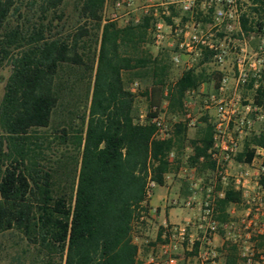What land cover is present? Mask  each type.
Segmentation results:
<instances>
[{
	"label": "trees",
	"instance_id": "obj_1",
	"mask_svg": "<svg viewBox=\"0 0 264 264\" xmlns=\"http://www.w3.org/2000/svg\"><path fill=\"white\" fill-rule=\"evenodd\" d=\"M253 1L259 20L250 24L247 14L241 18L248 37L264 24V0ZM106 2L76 0L86 23L64 36L54 32V20H62L65 0H0V71L10 68L1 77L0 254L11 255V264H150L138 259L133 235L136 224L149 216V181L165 185L170 153L180 154L186 145L189 166L213 177L211 123L200 125L191 138L186 122L179 120L172 136L161 140L152 119L164 112L165 99L170 115L184 114L187 92L211 79L217 86L221 74L194 68L169 83L170 55L149 48L152 16L125 26L103 24ZM90 23L98 31L93 35L86 28ZM92 43L98 46L94 53ZM209 60L206 53L202 62ZM133 82L148 84L142 92L148 101L144 121L138 95L129 88ZM82 95L89 101L87 113L67 109L65 126L47 145L57 143L68 152L58 161L47 157L37 130L50 126L58 107H74ZM257 103H264L261 92ZM252 145H264V138H248L239 159H253ZM242 199L241 192L225 187L217 219L227 221L229 207ZM237 261V249L230 246L226 264Z\"/></svg>",
	"mask_w": 264,
	"mask_h": 264
},
{
	"label": "built area",
	"instance_id": "obj_2",
	"mask_svg": "<svg viewBox=\"0 0 264 264\" xmlns=\"http://www.w3.org/2000/svg\"><path fill=\"white\" fill-rule=\"evenodd\" d=\"M112 1L116 12L110 21L118 18L120 10L127 11L126 14L134 11L133 0ZM249 6L258 7L253 0H150L140 8L143 15L153 18L152 38L156 47L170 38L164 33V29L169 28L174 38L171 45L175 48L172 53L175 65L184 63V70L197 69L196 64L208 53L210 60L207 63L218 66L221 74L213 91H204L207 83L202 82L198 89L187 92L183 100V121L188 128L207 123L213 125L214 142L208 152L214 164L211 187L215 188L219 182L223 189L218 194L211 188L207 190L199 201L200 212L195 218L183 224H164L162 241L153 247L156 255H152L147 263L226 264L228 248L234 246L238 252L237 264H264V145L251 146L254 150L251 161L239 159L248 138H264V103H257L260 92L264 102V24L260 33L252 32L249 37L245 34L241 18L244 14L248 16ZM205 19L210 20L206 25ZM230 54H234L233 66L225 70ZM137 85L131 87L133 93H136ZM244 88L252 92V98L241 95ZM196 92L205 96L198 114L194 115L191 102ZM145 118L146 112L141 111V121ZM152 123L156 126L157 139L172 136L173 130L165 122L164 113L153 118ZM257 124L261 126L259 133L256 132ZM173 157L174 152H171L169 160ZM190 169L187 178L192 195L185 206L192 209L198 190L203 191L204 185ZM170 180L171 175L166 174L165 181ZM156 185L149 181L148 200ZM228 185L242 193L239 205L244 211L234 218L238 204H232L228 209L230 218L221 222L217 219L216 202L223 198L224 188Z\"/></svg>",
	"mask_w": 264,
	"mask_h": 264
},
{
	"label": "rangeland",
	"instance_id": "obj_3",
	"mask_svg": "<svg viewBox=\"0 0 264 264\" xmlns=\"http://www.w3.org/2000/svg\"><path fill=\"white\" fill-rule=\"evenodd\" d=\"M134 1V11H132L129 14H126L127 11L125 10H120L118 12V18L115 20L119 26H125L126 24H128L131 21H135L137 19L140 20V18L143 16V13L141 11V7L145 6L147 4H149L150 0H133ZM61 11L63 12V16H62V20H58L55 19L54 23L58 24V27L56 28V30H54V32L56 31H61L62 35L67 36L68 34H71L75 31H77V28L81 25L86 23V21L84 19H80L79 18V13L76 9V0H65V3L61 9ZM61 11H59L58 13H60ZM114 12H116L114 10V6H113V1L110 0L109 2H106V5L104 7V11H103V24L105 22H107L108 20L110 21V19L112 18V15L114 14ZM264 12V10H263ZM126 14V15H125ZM51 17L53 16V14L50 15ZM264 16V13H263ZM177 17L180 18L179 15H177ZM178 18V20H180ZM185 19H182L181 22H184ZM257 20V15L255 14L254 16V21L256 22ZM210 20L205 19L204 20V24H208ZM136 22V21H135ZM86 28L89 29V33L90 34H95L97 33V29L95 27V25L93 23L87 24ZM164 33L170 37L168 40H166L160 47H156L153 43V38L151 40V43L149 44V48L151 50V52L153 54H158L160 52H167L170 55V63H171V75H170V81L169 83H174L180 76L181 74L184 72V63H181L179 65H175L172 61V53L173 51H175V48L172 47V43L174 42V38L172 37V35H170V30L169 28H165L164 29ZM153 33V32H152ZM152 37V34H151ZM85 39L87 40L88 37H85ZM171 45V46H170ZM91 51L92 53H94L98 46L95 43H92L91 46ZM83 50H81L80 52H82ZM87 51V50H86ZM234 54H230L224 68H226L225 70H229L232 68L233 66V59ZM196 68L197 70H205V73L207 75H211L214 72H219L218 71V66L214 65V64H209V63H203L198 62L196 64ZM10 74V68L9 67H5L2 71H0V101L2 100L3 97V93H4V85L5 83L2 81L1 77H7ZM217 78V77H216ZM217 80V79H215ZM207 83V89H204V91H213L214 87L216 86V81L214 80H207L204 81ZM137 83V87H136V94L138 95L137 97V106L139 108L140 111L146 112L148 109V101L147 99L142 95V92H144L145 88L147 87V83L146 82H133L130 84L129 88L131 89V87ZM83 95L85 92V88H81L80 91ZM167 93V91H166ZM82 95V96H83ZM241 95L244 98H252V92H250L247 88H244L243 91L241 92ZM205 94L200 93V92H196L193 95L192 98V102H191V109L194 113V115L198 114V110L201 106L202 100L204 99ZM86 96H83L81 101L78 102L76 100V106L73 107L72 106H67V107H58L56 112L53 114L52 116V120H51V124L49 127L47 128H40L37 130V136L39 139V143H42V147L44 148V152L45 154H47V157H51L53 160H60V158L62 157L63 154H66L68 152V149H65L64 146H59L57 143H52L50 144V148H47V145L49 144V142H52L53 137L55 135H58L61 128L64 125L63 121L64 120H68V116H70L68 114V110L67 109H74V111L76 110L78 112V114H83L84 112L87 113V108L89 107V101H87V99L85 98ZM72 99H76V98H72ZM163 108H164V118H165V122L168 124V127L171 128V130H173V126L175 124V122H178L179 120L183 121L184 119V114L182 115H170L168 113V100L165 99L163 101ZM184 110V108H183ZM77 122H80V119H76ZM200 125H197L193 128H189L188 130V135L189 137H194L199 129ZM256 132L259 133L261 131V126L260 124L256 125ZM43 137H47V139L43 140ZM252 137H256V136H252ZM54 141V140H53ZM174 152V157L171 160L172 163V170L169 173L171 175V180L169 182H167V184H170V188L172 190H170V195L167 196L166 202L165 204L168 206L167 209H175V211L177 212V214L180 216L181 220L179 222V224H183L185 222H187L189 219L195 218L196 216H198L199 212H200V208H199V201L202 200L205 195L208 193L207 190H209V188H211V191L214 194H218L222 191V189H218L219 185H221V183H217V185L215 186V188H212V179L213 177L210 176L209 172H205L202 175H200L198 173L197 168L195 167H190L188 164V156L190 155L191 149L188 145H186V148L182 151V153H177L176 151ZM190 168H192V172L196 175L197 178H201L202 179V184L204 185V189L203 191H199L197 193V200H196V205H194V207L191 208H187L185 206V202L187 201V199L189 197H191V190H190V184L187 178V173H190ZM176 186L175 189H173V187ZM221 188H223V185L221 186ZM219 199V198H218ZM217 199V200H218ZM217 205V202H216ZM230 208V207H229ZM244 208L241 205L236 206V213L234 215V218L239 217L243 214ZM18 240V239H17ZM11 255H9L8 253H3L0 254V264H11ZM12 264H16L14 262H12Z\"/></svg>",
	"mask_w": 264,
	"mask_h": 264
},
{
	"label": "crops",
	"instance_id": "obj_4",
	"mask_svg": "<svg viewBox=\"0 0 264 264\" xmlns=\"http://www.w3.org/2000/svg\"><path fill=\"white\" fill-rule=\"evenodd\" d=\"M255 8V7H254ZM252 7L249 6V19L250 24L254 20L255 14ZM264 22V18H263ZM176 186L173 187L175 189ZM170 184L167 182L165 185H156L153 189V196L149 200V216L143 223L136 224L134 228V243L138 245V259L143 262H148L152 255H156L153 250L158 240L159 231L166 223L179 224L181 218L175 209H167L165 204L167 196L170 195Z\"/></svg>",
	"mask_w": 264,
	"mask_h": 264
}]
</instances>
